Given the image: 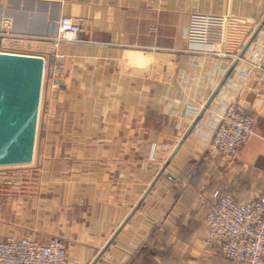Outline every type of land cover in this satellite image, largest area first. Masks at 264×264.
Returning <instances> with one entry per match:
<instances>
[{
	"label": "crops",
	"instance_id": "crops-1",
	"mask_svg": "<svg viewBox=\"0 0 264 264\" xmlns=\"http://www.w3.org/2000/svg\"><path fill=\"white\" fill-rule=\"evenodd\" d=\"M192 13L234 16L224 48L186 39ZM62 17L76 40L57 41ZM0 31L9 51L55 56L44 95L59 114L37 194L0 208V240L60 238L68 264H232L206 217L215 194H264V74L249 63L264 61V0H0ZM228 103L257 119L234 162L209 149Z\"/></svg>",
	"mask_w": 264,
	"mask_h": 264
},
{
	"label": "built area",
	"instance_id": "built-area-1",
	"mask_svg": "<svg viewBox=\"0 0 264 264\" xmlns=\"http://www.w3.org/2000/svg\"><path fill=\"white\" fill-rule=\"evenodd\" d=\"M232 14L192 13L186 29L191 43L213 44L224 48L229 41ZM7 26V24H6ZM57 41L77 39L79 28L72 17H62ZM9 34L0 31V35ZM0 52L7 50L0 43ZM29 54V53H22ZM236 59H242L238 55ZM264 74V61L249 62ZM256 113L253 109L228 103L218 117L209 149L231 162L254 134ZM216 203L206 217L208 244L216 241L221 253L232 264H264V194L251 201H236L228 195L215 194ZM0 264H68L65 243L60 238L40 241L34 234L0 240Z\"/></svg>",
	"mask_w": 264,
	"mask_h": 264
},
{
	"label": "water",
	"instance_id": "water-1",
	"mask_svg": "<svg viewBox=\"0 0 264 264\" xmlns=\"http://www.w3.org/2000/svg\"><path fill=\"white\" fill-rule=\"evenodd\" d=\"M54 61L55 56L47 61L40 55L0 52V167L33 163L45 71Z\"/></svg>",
	"mask_w": 264,
	"mask_h": 264
},
{
	"label": "rangeland",
	"instance_id": "rangeland-1",
	"mask_svg": "<svg viewBox=\"0 0 264 264\" xmlns=\"http://www.w3.org/2000/svg\"><path fill=\"white\" fill-rule=\"evenodd\" d=\"M48 81V72L45 71L43 92L41 99L36 152L32 164L24 166H3L0 167V208H10L13 212L15 205H20L19 199H28L35 196L42 182L41 167L37 166L38 154H40L49 138L56 136L59 131L57 122L59 114L56 109L47 108L44 95L45 82ZM58 114V116H57ZM28 201H26L27 203ZM24 203V202H23ZM22 203V204H23Z\"/></svg>",
	"mask_w": 264,
	"mask_h": 264
}]
</instances>
